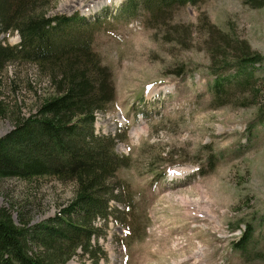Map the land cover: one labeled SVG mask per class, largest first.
<instances>
[{"label": "rangeland", "instance_id": "374dc122", "mask_svg": "<svg viewBox=\"0 0 264 264\" xmlns=\"http://www.w3.org/2000/svg\"><path fill=\"white\" fill-rule=\"evenodd\" d=\"M251 1L200 0L156 25L144 11L122 15L126 0H53L49 15L100 21L93 47L116 92L94 130L116 138L117 154L129 158L117 179L136 209L127 219L116 212L118 220L96 221L101 236L92 243L106 255L99 264H264V0ZM0 41L20 44L18 33ZM242 41L261 60L245 68L250 82L238 87L244 78L224 61ZM37 69L16 61L4 70L0 138L53 94ZM222 77L233 86L215 101ZM76 190L52 177L5 179L0 207L16 224L21 213L37 225ZM76 253L71 264H92Z\"/></svg>", "mask_w": 264, "mask_h": 264}, {"label": "trees", "instance_id": "16d2710c", "mask_svg": "<svg viewBox=\"0 0 264 264\" xmlns=\"http://www.w3.org/2000/svg\"><path fill=\"white\" fill-rule=\"evenodd\" d=\"M199 1L126 0L121 14L134 19L144 11L149 18L146 22L166 25L177 8ZM52 3L0 0V36L18 33L20 37L16 46L0 41V84L10 63L24 61L35 65L53 88L51 96L29 115L20 116L13 130L0 138V181L52 177L76 183L77 190L58 215L37 225L21 213L16 224L11 211L0 207V264H71L79 250L92 264H99L106 255H99L92 243L101 236L96 221L118 220L116 212L127 219L136 209L133 197L117 179L129 158L117 154L116 138L97 135L94 130L96 114L107 110L116 92L110 69L93 47L100 21L49 15ZM249 47L240 42L233 48L232 59L224 61L225 68H236L234 77L244 78L237 80L238 87L250 82L245 68L261 60ZM231 82L223 77L215 81V101L228 95ZM111 202L124 211L111 210Z\"/></svg>", "mask_w": 264, "mask_h": 264}, {"label": "water", "instance_id": "95a60500", "mask_svg": "<svg viewBox=\"0 0 264 264\" xmlns=\"http://www.w3.org/2000/svg\"><path fill=\"white\" fill-rule=\"evenodd\" d=\"M20 38V37H19Z\"/></svg>", "mask_w": 264, "mask_h": 264}]
</instances>
